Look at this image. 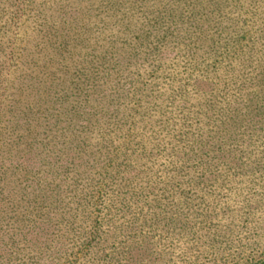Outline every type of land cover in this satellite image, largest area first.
I'll return each instance as SVG.
<instances>
[{
    "label": "rangeland",
    "instance_id": "obj_1",
    "mask_svg": "<svg viewBox=\"0 0 264 264\" xmlns=\"http://www.w3.org/2000/svg\"><path fill=\"white\" fill-rule=\"evenodd\" d=\"M234 2L0 0V234H3L0 239L14 251L9 264H28L30 255L22 245L5 241L4 233L12 224H21L17 221L20 215L10 209L19 197L13 199L12 187L7 188V185L19 188L33 181L44 184L45 177L46 182L51 181L46 189L60 188L67 192L63 204L69 207L77 200L75 194L88 196V200L94 195L88 206L91 213L88 224H98L101 231L109 234L108 238L101 235L88 248L74 246L78 264H125L127 261L120 258V252L132 244L134 248L127 256L129 264H264V109L261 115L246 121L243 139L238 140V144L236 141V157L243 150L246 167L238 168L235 160L232 163L223 157L231 154L232 145L229 140L228 144L225 139L221 141L225 143L224 149L218 153L228 163L217 166L219 184L192 182L196 179L192 184H173L176 179L168 178L175 174L169 172L173 166L167 161L166 169L165 158H158L154 166L149 162L146 167L142 158H137L141 151L130 160L110 157L105 164L99 157L93 164L75 165L71 170L57 163L60 168L47 172L41 169L40 180L36 179V171L26 173L21 168L16 169L21 160L16 154L22 153V148L16 144L17 138L28 128L38 131L39 139H44L56 119L69 124V130L60 125L45 141L63 142L66 146L62 149L66 153L72 137L80 140L84 136H89L94 143L99 142L83 148L87 153L106 156L112 150L117 153L123 149L120 143L128 138L118 135L121 116L117 119L107 112L119 103L129 108L142 102L143 97L132 90L138 81L132 85L129 81L143 77L140 72L144 73L145 68L138 65L150 57L165 64L167 75L172 67V72L179 71V77H183L185 58L200 61L194 73L203 71V62L207 65L209 60L215 59L218 73L228 75L224 72L228 67L227 72H231V62L238 63L232 50L228 53L211 51L206 40L215 28L229 25L234 29L248 28L238 20L245 7L236 6ZM252 8L256 11L250 9L252 15L248 16L253 17L247 20L255 26L248 34H241L242 42L233 37L228 40L231 48L236 43H249V34H253L251 43L258 42L255 43L258 51L247 53L246 64L251 65L244 71L245 76L264 74V0ZM255 13L257 15H253ZM259 29L262 32L257 38ZM102 30L105 32L99 35ZM60 38L70 44L69 52L63 51L64 62L59 61L60 52H52L48 45L49 41ZM213 38L218 40L216 35ZM34 45L38 46L34 49ZM172 46L180 48L177 55L172 52ZM187 49L196 51L194 57L189 56L191 51L188 53ZM238 59H242L241 55ZM108 60L113 61L102 65ZM115 62L118 65L114 66ZM170 81L165 83L160 79L155 83L165 89L169 88ZM63 89L69 91L68 96L61 92ZM254 90L258 97H264L263 86ZM63 98L65 103L61 101ZM95 104L97 108L91 106ZM12 108H16L14 121L13 113L9 112ZM222 109L226 112L225 107ZM61 132L65 136H61ZM256 134L260 135L254 138ZM151 136L147 133L143 139ZM132 149L134 147L124 151ZM38 150L41 157L48 158L50 164L53 162L51 156H46L48 150ZM31 163L38 166L35 161ZM229 166H233L230 171ZM138 171L145 172L138 174ZM40 187L45 189L41 184ZM139 191L146 196L139 195ZM81 220L79 218V224ZM140 240L142 243L137 244ZM56 263L67 264L68 261ZM30 264L51 263L40 260Z\"/></svg>",
    "mask_w": 264,
    "mask_h": 264
},
{
    "label": "trees",
    "instance_id": "obj_2",
    "mask_svg": "<svg viewBox=\"0 0 264 264\" xmlns=\"http://www.w3.org/2000/svg\"><path fill=\"white\" fill-rule=\"evenodd\" d=\"M260 1L262 0H235L234 2L236 6L245 7L238 20L243 21L244 27H248L246 30H243V27L234 29L232 25H229L219 29L215 28L213 32L209 33L210 37L206 40V46L209 50L214 52L221 50L223 53L232 50L233 58L238 61V63L231 62V72H227L229 67L228 63L226 64L228 68L224 73H228V75L218 73L219 67L216 63L218 60L215 59L209 60L207 65H204L205 62H203L201 64L203 71L197 74L193 71L197 68V65L199 66L200 61L198 63L185 58L183 60L185 65L182 69L183 77H179V71L174 70L172 72V67H170L171 72L167 75L164 71L165 64L156 57H150L147 61L139 63L138 66L143 65L142 67L145 68L144 73L140 72L143 77L140 79L135 78L133 81L130 80L129 83L132 85L138 81L137 87L132 90L140 98L143 97L142 102L135 103L134 106L129 108L119 103L117 107L111 108L113 110L107 112V114L117 119L118 115L121 116L119 118L121 124L119 130L121 131L118 135L128 138L120 143L124 147L123 149H119L117 153L112 150L111 154L106 156L93 155L87 153L84 149L98 145L99 142L94 143L89 136H84L80 140L77 137H72L69 145H67L70 147L69 151L66 153L62 149L63 146H66L63 145V142L53 139V137V140L45 141L53 130L55 132L58 130L60 125H64L65 129L69 130V124L56 119L51 122V127L47 131L49 133L44 135V139H39L40 133L38 131L28 128L25 129L26 133H22L17 138L16 144L22 148V153L16 154L21 159L17 162L16 169L21 168L26 173L36 171V179L40 180L38 174L41 169L43 172H47V170L51 171L61 166H67L66 170H71V167L75 165L93 164L97 162V159H100L99 157L103 158L102 163H105V160L110 157H117V159L122 157L123 160H130L138 151H141L137 154V158H142L146 167L149 162L154 166L158 158H165L166 169L167 161L169 165L173 166L171 170L174 171L169 170V172L175 174L168 177L169 179H176V182H172L173 184H189V182L192 184V182L198 183V181L199 184H219L216 171L217 166L223 164L222 162L228 163L227 159H230L232 163L235 160L234 164L235 166L238 165V168L246 165L243 150L242 152L240 150L239 156L236 157L238 140L242 141L243 139L242 130L246 127V121L250 117L261 115L264 109V97H258V93L254 90L260 86L264 87L263 72L250 73L249 76L243 74L246 68L251 65L246 64L249 59L247 53L258 51V48L255 47V43L258 42L251 43L250 36L253 34L248 36L249 43H236L234 48H231L228 41L231 40V37L237 38L239 42L244 40V36H241V34H248L252 30L251 27L255 26L253 23L248 22L247 19L253 17H249L248 14L252 15L251 10H255L252 7L256 8V4ZM258 31L257 38L260 37L262 30L259 29ZM104 32L105 30H102L99 35ZM214 35L218 36L216 38L218 40L213 38ZM223 38H226V40H223ZM48 45L52 52H60L57 56H59V61L64 62L65 53L63 51L69 52V41L60 38L49 41ZM204 45H200V48ZM37 46L34 45L33 48L35 49ZM172 49H174L172 52H175V55L180 51L178 46H172ZM190 51L191 55L189 54V56L194 57L193 54L196 51L187 49L188 53ZM188 53H184L185 56ZM239 55H241V60L238 59ZM246 55L247 57H244ZM174 58L177 57L174 56ZM110 61L113 60L102 62V65L110 63ZM20 64L23 63L20 61ZM115 65L118 64L115 62ZM151 78L154 80H151ZM160 79L165 80V83L171 80L169 88L160 89L155 83ZM64 91V89L61 90L64 95L68 96L69 91ZM61 101L65 103L66 99L63 98ZM91 106L98 107L96 104ZM224 107L226 112L222 111ZM9 112L13 113L12 119L14 121L16 108H12ZM37 121L42 123L39 119ZM110 123L108 122L109 125ZM229 126L231 128H227ZM147 133L152 136L143 139ZM221 134L224 135L222 138H220ZM259 135L253 136L257 138ZM54 136H57V134ZM61 136H65V133L61 132ZM223 139L227 144L229 140L230 146L232 145L231 154L223 155V157H227L226 161H223L222 155L218 153L224 149L223 145L225 143L221 142ZM130 147H134L131 152L124 151V149ZM38 149L48 150L46 156H51L53 162L50 164L48 158L41 157V152H38ZM30 161H35L38 166L33 163L29 164ZM57 163L61 166H56ZM233 166H229L230 168L228 167L227 170L230 171ZM243 170L246 171L245 168ZM144 172L138 171L136 173L143 174ZM153 175L158 177L157 173L153 172ZM193 179L196 180L192 181ZM46 180L47 177L43 179L44 184L39 181L35 184L33 181L32 184L19 188H16L13 184L7 185V188L12 187L10 192L13 199L19 197V201L13 204L10 209L20 215L21 218L17 221L21 224H12L9 231L4 233V236L7 237L5 241L22 245L24 250H29L28 264L40 260L48 261L51 264H57L56 262L61 260L68 261L67 264H78L79 256L78 253H74V246L81 245L88 248L96 239H100L101 235L108 238L109 234L101 231L98 224H88L89 217H91V213H88L90 210L88 206L94 195H91V199L88 200V196L75 194L77 200L69 207L63 204L68 197L67 192L60 190V188L46 189V184H51V181L46 182ZM40 184L45 189L41 188ZM125 185L128 186V184ZM138 194L146 196L143 191H139ZM79 218L82 219L81 222L85 227L79 224ZM43 235H45L44 239L39 242L38 240ZM110 235L113 236L114 232H110ZM0 236H3V234H0ZM142 237L144 238V236ZM144 241H147V239ZM3 243L4 241L0 239V264H9L12 262L14 251H10ZM136 243L141 244L142 240ZM132 248H134V244L126 246L120 252V258L122 257L124 262L127 261L125 264L130 263L127 256H129Z\"/></svg>",
    "mask_w": 264,
    "mask_h": 264
}]
</instances>
